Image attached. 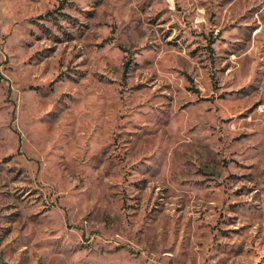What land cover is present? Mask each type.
Instances as JSON below:
<instances>
[{
	"label": "rangeland",
	"instance_id": "rangeland-1",
	"mask_svg": "<svg viewBox=\"0 0 264 264\" xmlns=\"http://www.w3.org/2000/svg\"><path fill=\"white\" fill-rule=\"evenodd\" d=\"M0 264H264V0H0Z\"/></svg>",
	"mask_w": 264,
	"mask_h": 264
}]
</instances>
